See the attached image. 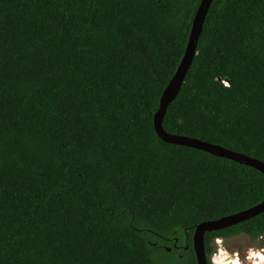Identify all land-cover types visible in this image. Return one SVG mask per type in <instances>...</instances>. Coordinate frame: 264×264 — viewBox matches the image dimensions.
Masks as SVG:
<instances>
[{"label":"trees","instance_id":"1","mask_svg":"<svg viewBox=\"0 0 264 264\" xmlns=\"http://www.w3.org/2000/svg\"><path fill=\"white\" fill-rule=\"evenodd\" d=\"M201 0H0V264H197L264 174L153 118ZM163 128L264 162V0H213ZM264 234V212L206 232Z\"/></svg>","mask_w":264,"mask_h":264},{"label":"water","instance_id":"2","mask_svg":"<svg viewBox=\"0 0 264 264\" xmlns=\"http://www.w3.org/2000/svg\"><path fill=\"white\" fill-rule=\"evenodd\" d=\"M212 2L213 0H201L196 10L184 55L175 74L161 95L158 110L153 118L154 129L157 135L166 143L203 150L214 156L227 158L240 164L253 167L264 174V162L256 158L249 157L245 154L238 153L220 145H215L197 138L169 133L163 128L162 122L167 108L178 96L187 72L195 55L197 54L199 38L202 34L203 25ZM262 212H264V200L243 211L233 213L216 220L203 221L197 225L193 236V247L197 258V264H208V258L204 246V235L206 232L220 230L236 225L257 216Z\"/></svg>","mask_w":264,"mask_h":264},{"label":"rangeland","instance_id":"3","mask_svg":"<svg viewBox=\"0 0 264 264\" xmlns=\"http://www.w3.org/2000/svg\"><path fill=\"white\" fill-rule=\"evenodd\" d=\"M252 246H261V244H257L256 240L251 239L246 234H240V235H236V236H233L230 238H225L220 242V244H218V242L215 241L214 242V247H215L214 251H216L217 255H219L221 251L224 253H227V254L228 253L232 254L236 250H240L242 252H245L248 248H250V247L252 248ZM253 249H255V248H253ZM252 254H253V251L250 250V255H252ZM211 256H212V254H211Z\"/></svg>","mask_w":264,"mask_h":264},{"label":"flooded vegetation","instance_id":"4","mask_svg":"<svg viewBox=\"0 0 264 264\" xmlns=\"http://www.w3.org/2000/svg\"><path fill=\"white\" fill-rule=\"evenodd\" d=\"M255 240L257 244H261V246H252V248L250 247L246 250L247 252L236 250L232 254L228 253L227 257H229L231 260L234 259L232 263L230 262V264H236V263L237 264H256L257 261L260 262V264H263L264 263V234L260 235ZM250 250L253 251L252 255H250ZM214 253H216V251L212 252V256L210 257L211 264H214V261H213Z\"/></svg>","mask_w":264,"mask_h":264},{"label":"bare ground","instance_id":"5","mask_svg":"<svg viewBox=\"0 0 264 264\" xmlns=\"http://www.w3.org/2000/svg\"><path fill=\"white\" fill-rule=\"evenodd\" d=\"M233 260L234 259L231 260L229 257H227V253L221 251L219 255H216L215 264H230V262L232 263ZM256 264H260V262L257 261Z\"/></svg>","mask_w":264,"mask_h":264},{"label":"built area","instance_id":"6","mask_svg":"<svg viewBox=\"0 0 264 264\" xmlns=\"http://www.w3.org/2000/svg\"><path fill=\"white\" fill-rule=\"evenodd\" d=\"M223 239L222 238H218V239H216V241L218 242V244H220V242L222 241ZM215 255V256H214ZM214 255H213V261H214V264H215V258H216V253H214Z\"/></svg>","mask_w":264,"mask_h":264}]
</instances>
